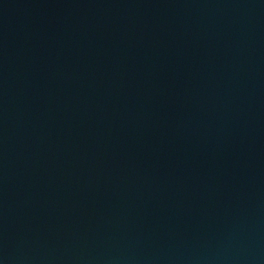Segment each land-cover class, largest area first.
<instances>
[{
  "label": "water",
  "instance_id": "1",
  "mask_svg": "<svg viewBox=\"0 0 264 264\" xmlns=\"http://www.w3.org/2000/svg\"><path fill=\"white\" fill-rule=\"evenodd\" d=\"M0 264H264V0H0Z\"/></svg>",
  "mask_w": 264,
  "mask_h": 264
}]
</instances>
